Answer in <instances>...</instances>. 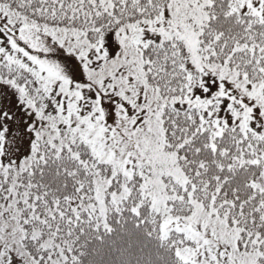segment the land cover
<instances>
[{"label":"snow or ice","instance_id":"6c2138e0","mask_svg":"<svg viewBox=\"0 0 264 264\" xmlns=\"http://www.w3.org/2000/svg\"><path fill=\"white\" fill-rule=\"evenodd\" d=\"M110 247L264 264V0H0V264Z\"/></svg>","mask_w":264,"mask_h":264},{"label":"trees","instance_id":"16d2710c","mask_svg":"<svg viewBox=\"0 0 264 264\" xmlns=\"http://www.w3.org/2000/svg\"><path fill=\"white\" fill-rule=\"evenodd\" d=\"M138 254L133 250L132 256L129 259H135ZM121 258L120 252L116 251L115 248H109L102 256L99 258L103 264H110V262L118 261Z\"/></svg>","mask_w":264,"mask_h":264}]
</instances>
